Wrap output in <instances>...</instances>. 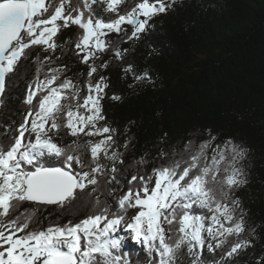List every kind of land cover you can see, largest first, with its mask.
<instances>
[{
	"label": "snow or ice",
	"instance_id": "1",
	"mask_svg": "<svg viewBox=\"0 0 264 264\" xmlns=\"http://www.w3.org/2000/svg\"><path fill=\"white\" fill-rule=\"evenodd\" d=\"M97 2L114 16L104 19L97 15L92 8ZM175 2L137 0L121 13L124 0H0V95L22 58L34 46L55 53L61 47L55 37L70 25L80 29L75 54L88 65L87 94L82 97L71 78L60 79L66 65L49 67L41 80L40 73L52 63V56L36 57L40 67L25 99L31 107L12 135L0 140V264H130L127 250L121 251L124 242L116 235L122 231L155 254L156 264H205V247L209 251L224 248V258L249 246L250 241L241 237L246 230L245 210L234 195L247 183L240 163L247 150L231 139L217 143V137L209 133L199 144L188 141L179 153L169 155L161 150L163 162L148 172L120 173L124 189L118 192L108 187L105 192L100 187V178L106 186L119 184L116 165L124 160L115 146L114 130L99 124L105 119L100 101L108 85L104 76L93 81L95 61L106 51L121 59L127 49L122 51L116 42L106 39L109 34L127 35L122 27L127 24L133 29L127 38L138 39L148 21ZM99 67L106 68L107 63ZM125 71H132L131 65ZM61 129L76 139L65 145L54 142ZM81 134L100 139H87L81 145ZM129 143L120 147L127 149ZM82 151L90 154L87 163L81 158ZM49 156L59 159V165L45 164L43 160ZM134 163L143 166L146 161L140 157ZM89 186L90 192L85 193ZM81 194L94 210L76 223L25 232L34 210L22 213L23 220L21 216L3 219L24 201L65 208ZM101 195L112 197V204L102 201ZM130 209H136L132 216L128 215Z\"/></svg>",
	"mask_w": 264,
	"mask_h": 264
},
{
	"label": "trees",
	"instance_id": "2",
	"mask_svg": "<svg viewBox=\"0 0 264 264\" xmlns=\"http://www.w3.org/2000/svg\"><path fill=\"white\" fill-rule=\"evenodd\" d=\"M136 2L124 0L120 12L129 10ZM92 8L101 18L114 16L101 2ZM122 27L127 35L131 34V25ZM79 32L76 25L62 28L55 37L61 45L55 53H45L34 46L16 71L9 74L0 110V140L12 135L31 107L25 99L28 85L40 67L36 57L52 56V63L40 73L41 80L49 67L66 65L60 79L71 78L80 87V95L87 94L88 65L81 62L74 48ZM127 35L109 34L106 39L127 52L121 59H116L111 51L100 54L95 61L97 72L92 77L93 81L106 77L108 87L100 101L105 119L99 124H107L114 130L115 146L124 160L116 165L120 170L119 184L106 186L100 178L101 189L105 192L108 187H115L118 192L124 189L126 184L120 173L130 176L148 172L163 162L161 150L169 155L179 153L188 141L199 144L208 139L209 133L217 137V143L231 139L247 150L246 158L240 162L247 183L236 189L234 195L245 210L246 230L241 237L250 244L233 257L224 258V248L209 251L205 247L202 260L205 264H264V0H176L166 12L148 21L138 39H128ZM101 63H107V67H99ZM129 65L132 71L126 72ZM145 73L144 79L135 78ZM113 96L119 99H112ZM53 139L65 145L76 138L61 129ZM87 139L100 137L81 134L78 143L83 145ZM129 140L127 149L120 147ZM140 157L145 158L143 166L134 163ZM81 158L87 163L90 154L82 151ZM43 162L59 165V159L51 156ZM100 199L112 204V197L101 195ZM33 210L35 216L25 232L69 221L76 223L94 209L88 197L81 194L78 201L65 208L24 201L10 209L3 219L21 216L23 220L21 214ZM134 210L130 209L128 215ZM125 249L130 264H156L155 254H149L142 245L127 242L121 251Z\"/></svg>",
	"mask_w": 264,
	"mask_h": 264
},
{
	"label": "rangeland",
	"instance_id": "3",
	"mask_svg": "<svg viewBox=\"0 0 264 264\" xmlns=\"http://www.w3.org/2000/svg\"><path fill=\"white\" fill-rule=\"evenodd\" d=\"M141 19H143V17H141ZM136 213V209L133 211V213H132V215H134ZM132 215H130V216H132ZM117 236H119L121 239L123 238V237H127V240H129L131 243H134V244H137V242L136 241H134L132 238H131V235H130V233H128V232H118L117 234H116ZM125 244V243H124Z\"/></svg>",
	"mask_w": 264,
	"mask_h": 264
},
{
	"label": "water",
	"instance_id": "4",
	"mask_svg": "<svg viewBox=\"0 0 264 264\" xmlns=\"http://www.w3.org/2000/svg\"><path fill=\"white\" fill-rule=\"evenodd\" d=\"M6 82H7V78H6ZM6 82H5V89H6ZM4 93H3V95H4ZM3 95H0V110L2 108V97H3Z\"/></svg>",
	"mask_w": 264,
	"mask_h": 264
}]
</instances>
